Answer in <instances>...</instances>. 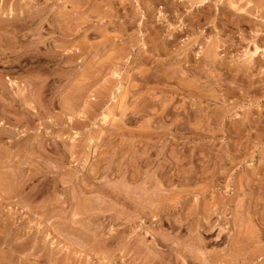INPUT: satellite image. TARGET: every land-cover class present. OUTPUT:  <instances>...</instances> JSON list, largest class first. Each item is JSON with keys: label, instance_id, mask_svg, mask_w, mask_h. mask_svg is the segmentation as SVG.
<instances>
[{"label": "rangeland", "instance_id": "1", "mask_svg": "<svg viewBox=\"0 0 264 264\" xmlns=\"http://www.w3.org/2000/svg\"><path fill=\"white\" fill-rule=\"evenodd\" d=\"M0 20V264H264V0Z\"/></svg>", "mask_w": 264, "mask_h": 264}, {"label": "bare ground", "instance_id": "2", "mask_svg": "<svg viewBox=\"0 0 264 264\" xmlns=\"http://www.w3.org/2000/svg\"><path fill=\"white\" fill-rule=\"evenodd\" d=\"M201 3H202V2H201ZM73 4H74V3H73ZM19 10H20V9H19ZM22 12H23V11H22ZM14 14H15V13H14ZM25 16H26V15H25ZM27 16H28V15H27ZM27 16H26V17H27ZM19 18H20V17H18V20H19ZM24 18H25V17H24ZM24 18H23V19H24ZM20 19H21V18H20ZM50 19H51V18H50ZM98 19H99V18H98ZM2 20H3V19H2ZM6 20H8V19H6ZM3 21H4V20H3ZM16 21H17V20H16ZM19 21H20V20H19ZM23 21H24V20H23ZM0 22H1V20H0ZM17 25H18V24H17ZM1 27H2V26H1ZM3 31H4V30H3ZM37 31H38V30H37ZM66 34H67V33H66ZM67 36H68V35H67ZM68 51H69V50H68ZM47 53H48V52H47ZM50 53H51V52H50ZM53 53H54V51H53ZM55 53H56V52H55ZM42 54H43V53H42ZM45 54H46V53H45ZM45 54H44V55H45ZM57 54H59V53H57ZM57 54H56V55H57ZM46 55H47V54H46ZM46 55H45V56H46ZM59 55H61V54H59ZM51 56H52V55H51ZM68 56H69V54H68ZM50 58H51V57H50ZM53 58H55V57H53ZM42 59H43V58H42ZM46 59H48V58H46ZM50 60H51V59H50ZM47 62H48V61H47ZM50 62H52V61H50ZM40 89H41V88H40ZM67 103H68V102H67ZM121 108H123V107H121ZM70 109H71V108H70ZM123 109H124V108H123ZM121 111H123V110H121ZM124 111H125V110H124ZM111 115H112V114H111ZM109 117H110V113L107 114V115H105V116H104L105 119H103V120H104V121H105L106 119L108 120ZM249 202H250V201H249ZM255 204H256V203H255ZM259 213H260V212H259ZM255 214H256V213H255ZM261 215H262V214H261ZM246 220L248 221V219H246ZM249 220H251V219H249ZM251 224H252V223H251ZM257 229H258V228H257ZM248 230H249V229H248ZM252 233H253V232H252ZM239 235H240V234H239ZM241 235H242V234H241ZM238 241H239V240H238ZM233 243H234V242H233ZM245 247H246V246H245ZM241 250H242V249H241Z\"/></svg>", "mask_w": 264, "mask_h": 264}]
</instances>
